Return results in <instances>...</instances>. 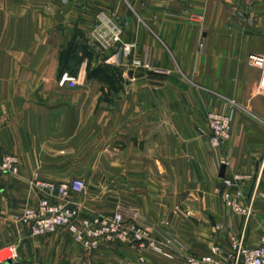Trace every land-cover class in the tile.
I'll list each match as a JSON object with an SVG mask.
<instances>
[{"label": "crops", "instance_id": "1", "mask_svg": "<svg viewBox=\"0 0 264 264\" xmlns=\"http://www.w3.org/2000/svg\"><path fill=\"white\" fill-rule=\"evenodd\" d=\"M101 13L116 14L123 29L106 50L94 46ZM72 43L75 88L60 85ZM122 43L133 46L128 57ZM103 63L118 70L110 82L89 78L88 67ZM212 111L232 116L220 148L209 142ZM4 155L17 158L19 172L0 173V251L10 249L17 264H181L120 242L91 251L65 228L33 235L16 216L53 199L32 184L36 175L85 181V191L71 193L82 211L135 208L186 254L219 246L226 257L241 239L258 246L264 0H0V163ZM235 176L242 180L232 192L253 204L249 219L222 198L223 180Z\"/></svg>", "mask_w": 264, "mask_h": 264}, {"label": "built area", "instance_id": "2", "mask_svg": "<svg viewBox=\"0 0 264 264\" xmlns=\"http://www.w3.org/2000/svg\"><path fill=\"white\" fill-rule=\"evenodd\" d=\"M122 30V23L116 14L101 13L93 30L94 46L106 50L121 43ZM132 47L128 43H122L120 55L128 57ZM77 83L78 80L69 73H65L60 79L61 86L75 88ZM208 125L211 146L222 147L232 134L231 114L212 111L208 115ZM18 172L17 158L4 155L0 163V173L16 175ZM240 180L241 176L224 179L225 190L221 194L227 207L249 219L253 214V204L242 205L239 201L242 193L232 192ZM32 184L53 198L42 199L37 206L27 207L16 216V221L28 226L35 236L54 234L65 228L78 243L91 251L99 249L105 243L120 242L130 244L139 251L152 250L178 258L181 264H264V224L260 244L256 247L246 246L241 239L233 245L232 252L226 257L222 256L219 246H214L208 255H191L185 253L184 246L175 236L166 233L159 236L156 225L135 208L119 205L112 215L82 211L71 193L86 190L87 184L83 180L54 183L43 181L36 175ZM16 257L13 253L10 259ZM140 262H145V259L140 257Z\"/></svg>", "mask_w": 264, "mask_h": 264}, {"label": "trees", "instance_id": "3", "mask_svg": "<svg viewBox=\"0 0 264 264\" xmlns=\"http://www.w3.org/2000/svg\"><path fill=\"white\" fill-rule=\"evenodd\" d=\"M85 46H84V50L88 53L89 50H87V49H89V46L88 45H85ZM74 48H75V44L72 43L68 49L67 54H66V60H65L66 64H63V62H61L60 79L65 73H69L70 75H72L71 71L68 69L67 62L70 59V54L74 52ZM89 54H90V52H89ZM61 59H63V52L61 54ZM117 72H118V70L116 68L110 66V64H107V63L100 64L94 68L88 67V77L89 78L104 79V80H107L108 82H110V78L114 77L117 74ZM2 264H8V263L6 261ZM10 264H17V263H15L13 261Z\"/></svg>", "mask_w": 264, "mask_h": 264}, {"label": "rangeland", "instance_id": "4", "mask_svg": "<svg viewBox=\"0 0 264 264\" xmlns=\"http://www.w3.org/2000/svg\"><path fill=\"white\" fill-rule=\"evenodd\" d=\"M172 1H175V0H172ZM179 1H180V0H179ZM7 250L10 252V256L7 257L6 259L1 260V261H0V264L6 262V261H8V260H10V258L13 256V252H12L10 249L1 250V251H0V254L3 253L4 251H7ZM12 261H13V260H12Z\"/></svg>", "mask_w": 264, "mask_h": 264}, {"label": "water", "instance_id": "5", "mask_svg": "<svg viewBox=\"0 0 264 264\" xmlns=\"http://www.w3.org/2000/svg\"><path fill=\"white\" fill-rule=\"evenodd\" d=\"M225 171H226V166L223 165V166L221 167L220 177L223 178V177L225 176ZM12 262H13V261H12L11 259L7 261L8 264H10V263H12Z\"/></svg>", "mask_w": 264, "mask_h": 264}, {"label": "bare ground", "instance_id": "6", "mask_svg": "<svg viewBox=\"0 0 264 264\" xmlns=\"http://www.w3.org/2000/svg\"><path fill=\"white\" fill-rule=\"evenodd\" d=\"M9 256H10V252L8 250L4 251L3 253L0 254V261L6 259Z\"/></svg>", "mask_w": 264, "mask_h": 264}]
</instances>
